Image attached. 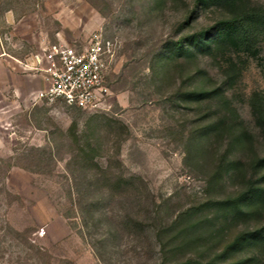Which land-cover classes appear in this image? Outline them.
Wrapping results in <instances>:
<instances>
[{"label":"rangeland","instance_id":"obj_1","mask_svg":"<svg viewBox=\"0 0 264 264\" xmlns=\"http://www.w3.org/2000/svg\"><path fill=\"white\" fill-rule=\"evenodd\" d=\"M228 16L212 1L0 0L10 56L0 61V264H214L237 234L264 227L263 209L189 228L215 212L205 201L247 187L264 152L251 107L264 99V27L255 56L233 57L230 79L219 57L179 49ZM92 34L112 43L104 108L35 97L46 84L32 56ZM201 87H219L228 105L198 100ZM224 116L223 128L247 132L243 143L205 130Z\"/></svg>","mask_w":264,"mask_h":264},{"label":"trees","instance_id":"obj_2","mask_svg":"<svg viewBox=\"0 0 264 264\" xmlns=\"http://www.w3.org/2000/svg\"><path fill=\"white\" fill-rule=\"evenodd\" d=\"M207 1H212L215 5L225 8L230 16L219 20L212 33L204 31L194 35L191 40H181L182 46L179 49H183L182 53L187 57L193 56L196 51L213 59L219 57L223 60L226 69L224 73L227 75V79H230V76L236 74L238 70L235 62H233L234 56L240 53H250L255 56L258 53L257 39L264 27V7L254 6L248 0H197L198 3ZM199 73L201 72L199 71ZM192 93L197 95V99L201 101L219 96L218 98L222 103L228 105L226 97L219 87L214 89L201 87L193 90ZM261 98L254 95L251 107L258 124L264 131V99ZM226 107L227 115H229L231 121H234L236 119L234 109ZM225 121L226 116L211 123L205 130L209 129L211 132L217 133L220 129H227L234 136L233 142L243 143L247 132L241 130L238 123H226L224 126L227 128H223L221 123H225ZM251 168L253 171L252 180L248 182L243 191L234 197L205 201L201 208L214 209L215 212L206 216L202 222H197L189 228L194 229L199 223L210 222L217 219V217L226 220L231 215L233 218L249 219L256 214H260L261 210L264 209V152L261 157L252 162ZM258 246L261 248L257 251H264V227L240 232L226 247L217 252L211 261L214 264H262L261 256L264 255L262 253L255 254L254 252L253 256L244 254L245 256L241 258L229 259V255L234 256L236 253H241L246 247Z\"/></svg>","mask_w":264,"mask_h":264},{"label":"built area","instance_id":"obj_3","mask_svg":"<svg viewBox=\"0 0 264 264\" xmlns=\"http://www.w3.org/2000/svg\"><path fill=\"white\" fill-rule=\"evenodd\" d=\"M32 56L30 70L46 88L34 96L61 100L83 110L103 109L109 93L106 85L107 58L112 43L92 34L85 44L57 39Z\"/></svg>","mask_w":264,"mask_h":264},{"label":"crops","instance_id":"obj_4","mask_svg":"<svg viewBox=\"0 0 264 264\" xmlns=\"http://www.w3.org/2000/svg\"><path fill=\"white\" fill-rule=\"evenodd\" d=\"M10 57L4 50H3V42L0 37V61L4 60V58Z\"/></svg>","mask_w":264,"mask_h":264}]
</instances>
